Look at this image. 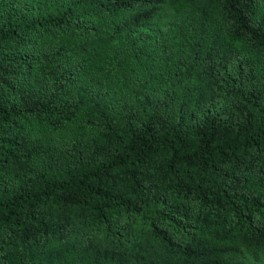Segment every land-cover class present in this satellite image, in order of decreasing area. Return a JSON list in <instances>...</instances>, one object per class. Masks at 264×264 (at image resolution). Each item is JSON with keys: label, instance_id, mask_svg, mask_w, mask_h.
Segmentation results:
<instances>
[{"label": "trees", "instance_id": "trees-1", "mask_svg": "<svg viewBox=\"0 0 264 264\" xmlns=\"http://www.w3.org/2000/svg\"><path fill=\"white\" fill-rule=\"evenodd\" d=\"M248 259L264 0H0V264Z\"/></svg>", "mask_w": 264, "mask_h": 264}, {"label": "rangeland", "instance_id": "rangeland-1", "mask_svg": "<svg viewBox=\"0 0 264 264\" xmlns=\"http://www.w3.org/2000/svg\"><path fill=\"white\" fill-rule=\"evenodd\" d=\"M178 18L179 17H176L175 12L171 7L165 6L154 24L144 30L148 33L150 40H153L158 36L163 42H172L178 31L177 27H175V23H179ZM248 262L251 264H264L263 260L255 261L253 259H248Z\"/></svg>", "mask_w": 264, "mask_h": 264}]
</instances>
